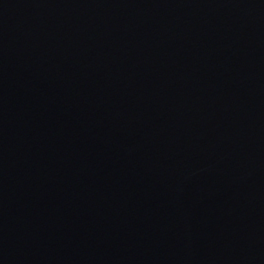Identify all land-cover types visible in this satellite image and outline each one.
Wrapping results in <instances>:
<instances>
[{"label":"water","instance_id":"water-1","mask_svg":"<svg viewBox=\"0 0 264 264\" xmlns=\"http://www.w3.org/2000/svg\"><path fill=\"white\" fill-rule=\"evenodd\" d=\"M0 264H264V0H0Z\"/></svg>","mask_w":264,"mask_h":264}]
</instances>
